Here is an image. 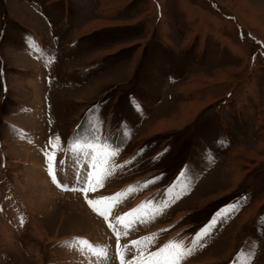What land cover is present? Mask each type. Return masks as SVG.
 I'll return each mask as SVG.
<instances>
[{
  "label": "rangeland",
  "instance_id": "1",
  "mask_svg": "<svg viewBox=\"0 0 264 264\" xmlns=\"http://www.w3.org/2000/svg\"><path fill=\"white\" fill-rule=\"evenodd\" d=\"M192 1L215 15L219 35H174L160 0H0V264H118L109 250L78 245L81 235L107 237L85 197L62 196L43 179L38 143L61 180L78 181L87 170L75 147L94 128L119 146L114 161L123 165L95 199L137 180L127 197L168 202L157 222L141 223L142 237H156L149 251L171 236L191 246L216 217L187 260L264 264V23L254 22L264 21V0L242 6L250 28L226 4L238 10V0ZM160 120L169 126L152 133Z\"/></svg>",
  "mask_w": 264,
  "mask_h": 264
},
{
  "label": "snow or ice",
  "instance_id": "2",
  "mask_svg": "<svg viewBox=\"0 0 264 264\" xmlns=\"http://www.w3.org/2000/svg\"><path fill=\"white\" fill-rule=\"evenodd\" d=\"M57 139L60 137L57 136ZM105 138L100 135V129L94 128L92 131V140L84 141L83 144L77 143L75 150L77 151H85V155L89 158L91 162V168L96 169L99 165L103 164L101 170L97 173L85 171L78 177L79 183L82 185L79 190L85 193V199L88 205L93 209V211L97 212L100 216L104 217L107 221L109 218V214L112 211L111 207L106 208H98L97 205L101 201H117L118 198H124L127 193L132 192L139 188V185H130L127 189L122 190L121 192L115 193L112 196H101L96 199H89L88 193L96 192L98 187H102L104 182L110 177L116 168H122L123 165L116 164L114 158L119 155V146L112 148L111 145L107 144ZM97 144L100 145V149H97ZM87 149V150H86ZM104 149H111L110 152L105 155ZM45 155L48 159V172L51 176L53 183L59 184L57 181V174L53 168V156L49 155L45 152ZM127 163V162H126ZM86 168L88 165L85 166ZM148 203V201H144L141 205H138L136 208L130 209L128 212L121 214L119 217H115L117 222L119 223L120 230L117 231V228L109 223V227L113 228V231L117 233V255L119 256L120 264H181L182 261H186L188 257L193 255L196 251V245L200 244V241L204 236L208 235L211 227L215 225L217 222L216 217L210 221L208 225L204 228L200 229L196 235L193 237L191 246L185 245L183 241H169L164 244L162 247L157 248L155 251H149L150 248L154 246L155 236H145L141 237L140 240H133L130 244H125L123 247L125 252H120L119 246V238L120 233L123 235L128 234L129 227L133 226L134 223H147L150 222L147 218L151 216L155 217V213L157 211L162 213L163 208L168 206L167 201H161L157 205V207L149 214L144 216H135V214L144 207V204ZM235 210V205L229 206V211L225 212L222 210L217 213V217L223 218L224 215L230 214V211ZM125 217H133L132 220H129L125 223ZM78 245L81 247V250H85L84 246H87V250L93 252L96 255L106 256V249L100 248L97 249L92 244L89 243L88 240L83 238H77ZM141 241L146 242V246L141 244ZM77 245H74V247ZM202 246V245H201ZM125 255H130L131 259H125Z\"/></svg>",
  "mask_w": 264,
  "mask_h": 264
},
{
  "label": "crops",
  "instance_id": "3",
  "mask_svg": "<svg viewBox=\"0 0 264 264\" xmlns=\"http://www.w3.org/2000/svg\"><path fill=\"white\" fill-rule=\"evenodd\" d=\"M160 2L163 3V2H165V0H163V2L160 0ZM221 2L224 3L223 1H221ZM238 2L239 3H237L236 7L238 8L239 11L237 9H236L237 11L234 9V7H233L234 5L232 6L231 4H229L227 2H226V4L228 7H230L232 9V11L237 13V17L241 20V21L240 20L239 21L243 22L242 20H244V23L247 25V27H249L250 26V25H248L249 20L246 18L245 12L242 11L243 5L244 6L247 5L248 7H250L249 6L250 5L249 0H238ZM165 5L167 7L169 14L171 15L172 21L175 19L177 20V21L175 20V22L173 23V24H175V27L173 29L174 35H179V33H180V35H209V34L219 35L217 32V31H219V27H218L219 21L216 20L214 14L213 15L209 14V12H207L204 9V6L202 4H199L198 2H194L192 0H168L165 2ZM252 9H254V8H252ZM261 13H263V12L261 11ZM261 16L263 17V15H261ZM261 20H262L261 18L260 19H254V22H255V24L261 23V22L264 23V21H261ZM172 21H171V23H172ZM183 22H186V24H187L185 27H183L182 25L178 26L179 23L183 24ZM165 23H166V21L164 20V24ZM251 32H253L255 35H258L254 31H251ZM262 35H264V25L262 27ZM193 41L189 44V46L193 45ZM201 47L206 48L208 50L210 49V47H208L207 44H205V42L202 43ZM223 48H228L230 51H232L234 53V55H237L239 57L241 56V55H239V53L243 54V51L238 50L235 46H232L231 44H229L227 42L223 44ZM208 50H207V52H208V54H210V51H208ZM198 65H202V64L198 63ZM177 87H178V85H177ZM175 89H174V91H175ZM246 93H247L246 94L247 97L250 96V100L254 99V100H252V103L257 104V99H256L257 97L253 93L252 88L248 89ZM247 97L241 96L239 98V101L235 102V104H236L235 107L238 110L240 109L238 106L242 102L247 103V101H248ZM200 106H202V105H200ZM189 116H190V114L189 115L187 114V117H189ZM239 116H240V114H239ZM225 147L229 148L228 145H225ZM55 191H56V193L57 192L59 193V191L56 189V187H55ZM59 194L63 196V195L69 194V193H65V194L59 193ZM71 195H73V194H71ZM72 197L75 198V196H72ZM78 198L79 197L77 196V199ZM210 259L213 260L212 257H210ZM204 260L205 259L201 260L199 263L203 262ZM193 262H191L190 264H192ZM216 262H217V259H214L213 262L211 261L209 264H214ZM260 263H261V261L259 262V264Z\"/></svg>",
  "mask_w": 264,
  "mask_h": 264
},
{
  "label": "bare ground",
  "instance_id": "4",
  "mask_svg": "<svg viewBox=\"0 0 264 264\" xmlns=\"http://www.w3.org/2000/svg\"><path fill=\"white\" fill-rule=\"evenodd\" d=\"M101 24V23H100ZM93 26H95L94 24H93ZM92 26V27H93ZM167 126H169V122H167V121H163V120H160V121H158L157 122V124H156V126L155 127H152V129H153V131H152V133L153 132H155V131H159V130H161V129H164L165 127H167ZM41 174V173H40ZM39 174V175H40ZM43 179L44 180H46V179H49V178H46L45 176H46V173L45 174H43ZM50 181V180H49ZM49 184H50V182H49ZM46 187V186H45ZM49 188H52L53 186L51 185V186H48ZM46 189V188H45ZM54 189H55V187H54ZM46 193H48L46 196H45V199H47L48 200V198H50V197H53V195H52V193L50 192L51 190L50 189H46ZM55 191V190H54ZM45 193V192H44ZM60 193V192H59ZM63 194V193H62ZM65 194V193H64ZM77 199V198H76ZM81 199V198H80ZM79 200V199H78ZM49 201V200H48ZM47 201V202H48ZM81 201V200H80ZM83 202V201H82ZM81 203V202H80ZM83 207V206H82ZM85 208H88V207H86L85 206ZM89 212L92 214V212L90 211V209H89V211L87 210V217L88 218H90V219H92L93 220V222L98 226V227H100L102 224H101V221L99 222V221H97V220H95V218L94 217H92L90 214H89ZM80 221V220H79ZM105 228V227H104ZM190 241V240H189ZM208 261V260H207ZM207 261H203L202 262V264L204 263H208ZM22 262L23 263H27L25 260H22ZM189 263H191L192 261H188ZM187 262V264H189Z\"/></svg>",
  "mask_w": 264,
  "mask_h": 264
}]
</instances>
